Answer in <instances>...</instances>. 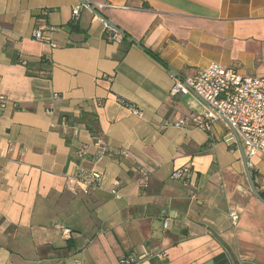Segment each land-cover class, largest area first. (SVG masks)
<instances>
[{"label":"crops","instance_id":"0c3cea01","mask_svg":"<svg viewBox=\"0 0 264 264\" xmlns=\"http://www.w3.org/2000/svg\"><path fill=\"white\" fill-rule=\"evenodd\" d=\"M106 1L122 42L78 0H0V264H264L240 145L171 94L212 62L264 74V0ZM247 160L264 193V155Z\"/></svg>","mask_w":264,"mask_h":264},{"label":"built area","instance_id":"2783aa9c","mask_svg":"<svg viewBox=\"0 0 264 264\" xmlns=\"http://www.w3.org/2000/svg\"><path fill=\"white\" fill-rule=\"evenodd\" d=\"M112 7L114 4L106 0H78L72 10L73 19L80 18L82 8L91 9L103 19L108 39L122 42L124 33L104 12ZM34 36L43 38L42 29H36ZM171 94L197 96L205 104V110L195 117L199 126L210 131L214 122L225 121L229 130L227 141L241 145L247 157L258 153L264 155V74L248 75L234 66L212 62L189 77L174 76ZM131 109L140 113L138 107L132 105ZM184 123L180 120L176 125ZM189 171L187 166L177 167L172 177L184 179ZM81 174L82 182L87 186H96L102 179L101 173L85 168L81 169ZM113 193L118 195L116 190ZM231 218L233 221L238 219L235 211L231 212ZM137 261L135 257L120 259L121 264H135Z\"/></svg>","mask_w":264,"mask_h":264},{"label":"water","instance_id":"95a60500","mask_svg":"<svg viewBox=\"0 0 264 264\" xmlns=\"http://www.w3.org/2000/svg\"><path fill=\"white\" fill-rule=\"evenodd\" d=\"M241 147V150H242V155H243V161L245 163V166H246V171H247V175L249 177V180H250V183H251V188L254 192V194L264 203V198L261 196L259 190L257 189L253 179H252V175H251V172H250V169H249V166H248V160H247V157H246V154L242 148V146L240 145Z\"/></svg>","mask_w":264,"mask_h":264},{"label":"trees","instance_id":"16d2710c","mask_svg":"<svg viewBox=\"0 0 264 264\" xmlns=\"http://www.w3.org/2000/svg\"><path fill=\"white\" fill-rule=\"evenodd\" d=\"M145 6H148V3H145ZM144 49L151 55V56H153L154 58H156L157 60H159L160 62H163L162 60H161V58L158 56V55H156L155 53H153L152 51H150L149 49H147V48H145L144 47ZM96 123H97V116L94 114V122H93V124H89V125H87L88 126V128L90 129V131L92 132V134H94V135H96L97 133H96V131H95V127H96ZM260 194H261V196L264 198V193L263 192H260ZM231 253V252H230ZM231 255H232V253H231Z\"/></svg>","mask_w":264,"mask_h":264},{"label":"rangeland","instance_id":"374dc122","mask_svg":"<svg viewBox=\"0 0 264 264\" xmlns=\"http://www.w3.org/2000/svg\"><path fill=\"white\" fill-rule=\"evenodd\" d=\"M232 66L237 67V66H235V65H232Z\"/></svg>","mask_w":264,"mask_h":264}]
</instances>
